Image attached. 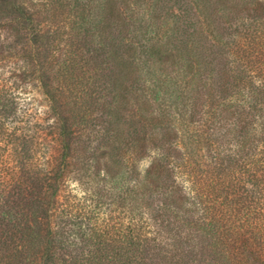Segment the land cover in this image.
Segmentation results:
<instances>
[{"label": "trees", "instance_id": "1", "mask_svg": "<svg viewBox=\"0 0 264 264\" xmlns=\"http://www.w3.org/2000/svg\"><path fill=\"white\" fill-rule=\"evenodd\" d=\"M8 63L0 264H264V0H0Z\"/></svg>", "mask_w": 264, "mask_h": 264}, {"label": "rangeland", "instance_id": "2", "mask_svg": "<svg viewBox=\"0 0 264 264\" xmlns=\"http://www.w3.org/2000/svg\"><path fill=\"white\" fill-rule=\"evenodd\" d=\"M33 2H43L45 0H32ZM9 63L7 66H0V77L6 78L10 71L13 70V67H9ZM12 89L15 92L18 102V109L23 113L24 111H28L31 115V118H35L38 120L46 117L48 112L47 103L39 91L37 86H26V84H15L12 85ZM21 113V114H22ZM34 121V120H32ZM38 123L44 124L42 121L38 120ZM51 139V144L55 142L56 135L51 134L49 136ZM56 148V147H55ZM139 169L144 170L147 167V162L143 161L139 164Z\"/></svg>", "mask_w": 264, "mask_h": 264}]
</instances>
